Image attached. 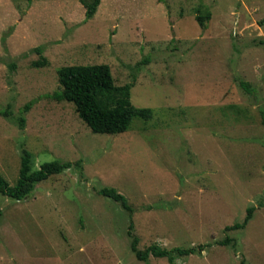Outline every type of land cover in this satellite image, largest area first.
<instances>
[{
	"label": "rangeland",
	"instance_id": "obj_1",
	"mask_svg": "<svg viewBox=\"0 0 264 264\" xmlns=\"http://www.w3.org/2000/svg\"><path fill=\"white\" fill-rule=\"evenodd\" d=\"M101 64L150 120L95 134L51 98L60 68ZM262 112L264 0H102L89 21L82 0H0V177L17 183L24 151L34 170L74 164L22 201L0 197V264H170L136 258L105 188L128 199L140 250L206 245L176 264H264Z\"/></svg>",
	"mask_w": 264,
	"mask_h": 264
},
{
	"label": "trees",
	"instance_id": "obj_2",
	"mask_svg": "<svg viewBox=\"0 0 264 264\" xmlns=\"http://www.w3.org/2000/svg\"><path fill=\"white\" fill-rule=\"evenodd\" d=\"M102 0H82L86 9V21L94 18ZM211 14L197 16V21L202 28L206 29ZM39 54L43 53L42 47L35 49ZM46 63V62H45ZM45 63L36 62V66ZM58 80L61 90L55 92L51 98L57 102H69L75 106L76 112L80 119L95 134L120 135L125 133L134 118L138 117L143 120H150L153 111L148 108H136L130 102L131 85L116 87L114 77L109 65H92V66H68L58 70ZM240 86L248 94H256V89L248 83L240 82ZM119 92L120 97L115 101L109 102L111 94ZM110 97V98H109ZM30 105L25 107L29 111ZM3 116L9 117L10 112L2 113ZM264 117V112H262ZM25 118L20 119V127L25 126ZM22 157V168L20 178L12 186L4 178L0 177V197H7L15 201H22L32 195L35 186L48 180L55 175L63 174L66 170L74 166L73 163H62L59 161L47 162L42 164L39 169L34 170L31 165L32 155L24 151ZM79 167V164H76ZM99 195L104 196L120 204L130 217L128 235L132 239L131 249L136 258L142 262H148L150 258L167 259L170 264H176L178 258L188 257L193 254H201L207 248L206 245H199L189 249L175 247L172 249L163 248L157 244L151 245L144 250L139 249V238L134 235L133 214L134 210L130 206L128 199L114 188H105L99 191ZM255 208H249L243 223H237L227 227L226 231L243 230L252 219ZM1 214V206H0ZM222 245H229L230 239L221 242Z\"/></svg>",
	"mask_w": 264,
	"mask_h": 264
}]
</instances>
